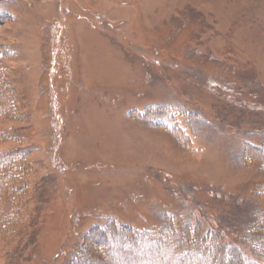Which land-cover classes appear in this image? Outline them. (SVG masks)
<instances>
[{
  "label": "rangeland",
  "instance_id": "rangeland-1",
  "mask_svg": "<svg viewBox=\"0 0 264 264\" xmlns=\"http://www.w3.org/2000/svg\"><path fill=\"white\" fill-rule=\"evenodd\" d=\"M3 100L0 264H264V0H0Z\"/></svg>",
  "mask_w": 264,
  "mask_h": 264
},
{
  "label": "trees",
  "instance_id": "trees-1",
  "mask_svg": "<svg viewBox=\"0 0 264 264\" xmlns=\"http://www.w3.org/2000/svg\"><path fill=\"white\" fill-rule=\"evenodd\" d=\"M1 102V101H0ZM9 103L8 101H2V104L0 103V115L5 113V111H9L8 106L5 108V104ZM19 158L21 160L24 159V155L22 157V155L20 153H12L10 155V153H4V154H0V227L2 226V224L4 223V219H3V214H2V210L6 209L5 208V204H6V200L8 197V193L10 192V189H12V186L14 185V180L15 178L13 177V175L15 173H18L16 170L17 168H14L15 164L13 162V160L18 159ZM15 169V170H14ZM14 172V173H13ZM18 187L16 188L15 191H17ZM119 231H122L121 233H123V235L126 236L127 240L132 241L130 242L131 244H134L133 240H142L145 241L146 239H153V247H149L148 249V254H150V252H153L154 250H161L163 251V253H166V257L163 260V262H160L159 264H174L173 263V258H183L186 257L189 260H187L188 262L192 261H196L197 264H224V260L223 256L221 255V253L218 251V244L216 243V241L214 240L213 237H207L206 235H203L201 237H195V238H191L189 239V237H191V231L190 229L186 230L185 236H184V241H186L187 243H189V245L192 247L189 251V256H185V255H179L178 252V247H179V243H181V240L176 239V230L174 229H167L164 230L162 232H160L158 234L157 237H153L151 235H148L146 233H142L139 234L138 232H135L134 229L130 228V227H117ZM169 231V232H168ZM104 235H111L114 234V228L113 226H108L106 228V230H102ZM108 232V233H106ZM117 232V231H116ZM134 232V233H133ZM113 237V235H112ZM142 249L145 248V246ZM171 248V250L169 251L168 248ZM198 250V251H196ZM200 250V251H199ZM246 258L249 259V261H247V259H244V264H246V262L248 264H253V261L251 258H249L248 256L245 255ZM191 259V260H190ZM246 260V262H245ZM193 263V262H192ZM175 264H189L187 262H177ZM257 264V263H256Z\"/></svg>",
  "mask_w": 264,
  "mask_h": 264
}]
</instances>
